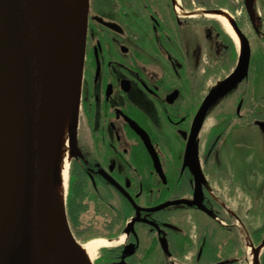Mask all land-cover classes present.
I'll list each match as a JSON object with an SVG mask.
<instances>
[{"label":"flooded vegetation","instance_id":"af4514ba","mask_svg":"<svg viewBox=\"0 0 264 264\" xmlns=\"http://www.w3.org/2000/svg\"><path fill=\"white\" fill-rule=\"evenodd\" d=\"M234 1L239 10H224L239 44L218 20L200 17L222 7L214 0H99L97 9L90 0L68 221L79 243L80 230L124 236L98 264H142L154 253L156 264H251L248 245L252 264H264V227L249 228L229 197L240 201L248 176L264 185V73L260 80L255 66L264 55V4L252 0L251 16L245 0ZM239 35L250 59L234 83L227 79L244 48ZM200 184L201 202L190 204ZM92 204L96 220L79 224Z\"/></svg>","mask_w":264,"mask_h":264},{"label":"water","instance_id":"95a60500","mask_svg":"<svg viewBox=\"0 0 264 264\" xmlns=\"http://www.w3.org/2000/svg\"><path fill=\"white\" fill-rule=\"evenodd\" d=\"M245 3L253 16V1ZM89 12L90 0H0V264H86L66 207L56 197L54 176L69 43L74 52L69 134L77 154ZM240 37V62L227 79L234 83L247 74L250 59L248 41ZM216 96L212 91L205 98L192 138ZM201 194L200 184L190 204H200Z\"/></svg>","mask_w":264,"mask_h":264},{"label":"bare ground","instance_id":"6f19581e","mask_svg":"<svg viewBox=\"0 0 264 264\" xmlns=\"http://www.w3.org/2000/svg\"><path fill=\"white\" fill-rule=\"evenodd\" d=\"M179 13H182L179 7L176 8ZM204 16L218 20L223 28L234 38L239 44V37L233 27V16L227 10L221 13L207 12L205 10H199ZM73 44L69 43L66 70H65V93H64V109L62 129L60 136L59 152H58V168L57 173L54 176V186L56 190V197L60 203V206L65 208L66 197L69 185V169L72 160V146L69 134V116L72 104V90H73ZM124 241V236L116 240H109L105 238H97L91 241L82 243L79 248V253L86 264H94L97 258L98 252L101 248L115 246Z\"/></svg>","mask_w":264,"mask_h":264},{"label":"rangeland","instance_id":"374dc122","mask_svg":"<svg viewBox=\"0 0 264 264\" xmlns=\"http://www.w3.org/2000/svg\"><path fill=\"white\" fill-rule=\"evenodd\" d=\"M260 1H261V3L263 2V4H264V0H260ZM92 2H93L92 6L95 7L96 9L100 6L99 0H92ZM214 5L215 6H220V7L222 5L221 8H223V9H227L226 7H230L231 9H235L236 11L239 10V6H237V4L235 3L234 0H214ZM200 17H203V18H206V19H210L207 16H200ZM216 22H219V21H216ZM263 56L264 55H262V53H257L256 56H255L256 72H257V76H260V80L262 79V74L264 73V57ZM220 73H221V74H219L220 76H218V77L215 76V79H217L219 77H222V75L225 74V71H221ZM259 91H260V88H259ZM206 134H207V131H204V137L206 136ZM172 138L173 137H171V139ZM250 139L255 141L254 145H259L260 140L256 136V134H255V136L250 134ZM172 142H173L174 146L176 147L177 145H176V139L175 138L172 139ZM230 142L231 141L227 140L223 147H229ZM252 152L256 153V155H257V151H253L252 150ZM247 153H248V151L246 152V154ZM260 156H261V154H258L257 157H260ZM71 172H72L71 169H69V185H68V192H67L66 206H65L68 218H69V215H68L69 188H70V184L72 182L70 180L71 179ZM259 175H260V173H259ZM255 177L256 176L254 175L251 178H250V176H248L246 178L248 180H252ZM263 178H264V176H263ZM248 180L246 181V186H244L242 188L243 191H241V195H240L241 199H240V201H238L239 199L236 201L235 200V196L232 195V194L229 197H230V199H232V201H234V203L235 202H240L241 203L242 216L245 217V219H246V221H247V223L249 225V228L256 229V228H259L261 226L264 227V185L260 182V176H258L256 182H254L251 185L248 183L249 182ZM73 185H74V188H75L76 184L73 183ZM221 189H223V188H221ZM86 209H88L87 212H84L83 214H78V217H76V221H78L79 224L80 223L84 224V223L90 221L92 216H93V211H92L93 204L88 206ZM77 218H79V219H77ZM92 220H96V218H92ZM196 221L198 223L200 222V220L198 221V219H196ZM90 231H93V230H90ZM90 231H88V230H80L79 231V233L86 234V235H84L85 236L84 242H81V243H85V242H88V241H91V240L97 239V238H105V239H107L105 234H94V233H92ZM189 232L194 234L196 232V230L195 229L189 230ZM89 233H92V234L88 235ZM248 246H249L248 250L250 251V253L248 254V258H249V261L252 264L254 262L253 258L255 257L256 249H251V245H248ZM113 247L114 246L101 248L99 250V252H98L97 258L94 261V264H98L99 263L98 261L100 260L101 256H105L106 257L105 259H107L108 255L110 253L108 251V249H111ZM154 257H155V253L152 254L148 258L149 261L147 260L146 262H143L142 264H156ZM100 264H103V261Z\"/></svg>","mask_w":264,"mask_h":264},{"label":"trees","instance_id":"16d2710c","mask_svg":"<svg viewBox=\"0 0 264 264\" xmlns=\"http://www.w3.org/2000/svg\"><path fill=\"white\" fill-rule=\"evenodd\" d=\"M221 6H222V5H221ZM214 7H216V6L214 5ZM78 206H80V204H77V203H76V206H75V207L73 206V211H75V210H79Z\"/></svg>","mask_w":264,"mask_h":264}]
</instances>
